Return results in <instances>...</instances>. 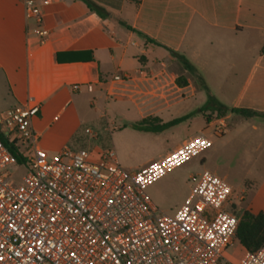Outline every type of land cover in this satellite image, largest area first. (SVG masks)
Instances as JSON below:
<instances>
[{"label":"crops","instance_id":"0c3cea01","mask_svg":"<svg viewBox=\"0 0 264 264\" xmlns=\"http://www.w3.org/2000/svg\"><path fill=\"white\" fill-rule=\"evenodd\" d=\"M89 1L107 14L100 17L82 0H50L42 7V25L50 34L41 42L23 4L0 0V111L40 103L30 129L37 146L55 154L69 146V136L55 124L80 91L73 89L77 83L86 84L93 100H107L122 88L128 93L124 98L149 109L141 119L161 122L180 117L164 116L177 105L196 103L186 114L197 110L210 94L229 109L256 115L197 113L181 123L189 130L164 154L188 138L208 134L210 124L224 123L225 133L212 143L211 172L235 179L228 183L231 209L264 215V0ZM126 26L158 45L145 43ZM170 50L184 56L189 67ZM116 74L129 79L112 83ZM179 78L185 82L178 85ZM75 113L71 110L65 123Z\"/></svg>","mask_w":264,"mask_h":264},{"label":"built area","instance_id":"2783aa9c","mask_svg":"<svg viewBox=\"0 0 264 264\" xmlns=\"http://www.w3.org/2000/svg\"><path fill=\"white\" fill-rule=\"evenodd\" d=\"M16 1L36 24L34 34L46 41L42 7L50 0ZM128 79L116 74L110 81ZM39 111L40 103L26 102L0 112V134L22 156L18 163L0 139V264H264V242L236 263L224 259L239 219L230 213V185L211 171L189 175L191 191L171 214L145 194L209 148L212 138L225 133L224 123L210 124L208 134L127 172L113 148L64 146L55 154L39 148L30 129ZM13 165L25 168L16 186Z\"/></svg>","mask_w":264,"mask_h":264},{"label":"rangeland","instance_id":"374dc122","mask_svg":"<svg viewBox=\"0 0 264 264\" xmlns=\"http://www.w3.org/2000/svg\"><path fill=\"white\" fill-rule=\"evenodd\" d=\"M81 87L78 93L73 94V102L60 117L55 126H59L62 133L69 136V146L75 149H89L93 146L98 148H113L116 152L118 161L123 170L133 172L148 166L154 162L157 157L170 150L171 146L176 144L179 137L186 134L189 128L177 125L162 133L155 134L139 131L129 124L138 122L144 114L150 111L144 106H138L131 99L123 97L128 93L122 88L115 90L107 97L93 100V96L85 89L84 83H77ZM196 103L181 104L173 107L164 114L165 117L181 116L195 108ZM76 110V118L71 123H65L67 115L71 110ZM3 111V110H2ZM0 111V112H2ZM218 116L217 113H215ZM209 114L208 117H211ZM112 131L109 132L108 129ZM215 138V137H214ZM212 138V143L214 141ZM8 147V145H6ZM48 154H53L47 152ZM206 155L203 163H200V157ZM212 145L201 154L191 158L181 166L175 168L159 180L153 182L145 189V194L161 212L171 214L180 206L189 195L192 184L189 181V175L200 173V171H212ZM11 172L10 180L14 186L20 183L21 177L25 173L23 166L13 165L9 167ZM225 179L227 183L235 182V179ZM243 209L246 201L241 202ZM230 213L237 216L240 220L242 210L231 209ZM246 250L238 243L236 238L223 251V257L231 263L238 262L245 254Z\"/></svg>","mask_w":264,"mask_h":264},{"label":"trees","instance_id":"16d2710c","mask_svg":"<svg viewBox=\"0 0 264 264\" xmlns=\"http://www.w3.org/2000/svg\"><path fill=\"white\" fill-rule=\"evenodd\" d=\"M82 1L86 4L89 10L97 13L100 17H104L107 14L103 8L92 4L89 0H82ZM126 28L128 30H132L136 32L140 37L143 38L145 43L158 45L155 41L143 35L142 33L131 29V27L126 26ZM170 54L180 64H182L183 67L185 68L189 67V63L184 56L172 50H170ZM180 80H183V82H185L183 78H179L176 81L178 85L182 84ZM200 84L204 86L205 89H207L203 81H201ZM206 112H210V113L216 112L218 116H224L228 112L239 113L244 117L256 115V113H253L249 110L229 109L224 105L220 104L213 96L207 94V99L205 103L200 108H198L193 112L174 118L168 122H161L155 117L148 116L136 123L129 124V126L139 131L157 134L183 123L184 121L188 120L197 113L204 114ZM260 116L264 118V114H261ZM0 139L2 140V142H4V144L8 145V149L10 153L18 160V163H22V156L19 151V148L15 146L13 143H8L1 134H0ZM234 237L245 250L248 251L256 250L264 242V215L262 213L252 214L246 210L242 211Z\"/></svg>","mask_w":264,"mask_h":264}]
</instances>
